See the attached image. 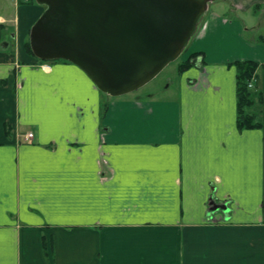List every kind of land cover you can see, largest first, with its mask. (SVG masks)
<instances>
[{
    "label": "crops",
    "instance_id": "obj_1",
    "mask_svg": "<svg viewBox=\"0 0 264 264\" xmlns=\"http://www.w3.org/2000/svg\"><path fill=\"white\" fill-rule=\"evenodd\" d=\"M45 8L0 0V264H264V0H208L201 64L146 99L28 53ZM236 61L263 64L261 128H237Z\"/></svg>",
    "mask_w": 264,
    "mask_h": 264
},
{
    "label": "water",
    "instance_id": "obj_2",
    "mask_svg": "<svg viewBox=\"0 0 264 264\" xmlns=\"http://www.w3.org/2000/svg\"><path fill=\"white\" fill-rule=\"evenodd\" d=\"M45 10L29 45L40 61L78 66L111 97L145 86L177 60L208 0H35ZM209 213L228 212L209 200Z\"/></svg>",
    "mask_w": 264,
    "mask_h": 264
},
{
    "label": "trees",
    "instance_id": "obj_3",
    "mask_svg": "<svg viewBox=\"0 0 264 264\" xmlns=\"http://www.w3.org/2000/svg\"><path fill=\"white\" fill-rule=\"evenodd\" d=\"M32 2V0H31ZM21 3V2H20ZM263 42V41H262ZM26 50L32 54L30 49L29 40L26 42ZM198 54H192L185 61H181L178 64V72H183L190 67L196 65ZM234 65L237 70L236 74V110L237 119L236 125L239 130L256 129L261 128L262 123L258 117L259 110L254 112V108L257 106L260 108L262 104L261 91L250 89L248 87L249 82L257 77V70L262 67L263 64H259L254 61H236ZM257 84L255 85V87Z\"/></svg>",
    "mask_w": 264,
    "mask_h": 264
},
{
    "label": "rangeland",
    "instance_id": "obj_4",
    "mask_svg": "<svg viewBox=\"0 0 264 264\" xmlns=\"http://www.w3.org/2000/svg\"><path fill=\"white\" fill-rule=\"evenodd\" d=\"M211 8H213V4L211 5ZM262 11L263 10L258 11L257 12L258 15L253 16L251 20L256 25L257 28L256 31L254 33H248V32L245 33L244 34L245 37L255 38V39H259L261 37L263 38L261 39V41L264 42V12ZM248 17H246V19H249ZM186 53L187 51H183V53L177 60L169 63L154 79H152L142 88L129 93L128 96L125 97L132 98L138 96L141 97L140 99H146L148 97L151 98H162L165 96L172 97L175 93V86L177 85V83L179 82L182 76L181 74H179L177 70L178 64L186 59L185 56ZM43 63H47V62H43ZM196 64L200 65L201 61L197 59ZM257 81H258V77H256L255 79L253 78L249 82L248 87L250 89H255L256 88L255 85L257 84Z\"/></svg>",
    "mask_w": 264,
    "mask_h": 264
},
{
    "label": "built area",
    "instance_id": "obj_5",
    "mask_svg": "<svg viewBox=\"0 0 264 264\" xmlns=\"http://www.w3.org/2000/svg\"><path fill=\"white\" fill-rule=\"evenodd\" d=\"M42 67L45 69L48 68V66L46 65H43ZM32 139H33V134L31 132H28L24 135V140L27 141L28 143H31Z\"/></svg>",
    "mask_w": 264,
    "mask_h": 264
},
{
    "label": "bare ground",
    "instance_id": "obj_6",
    "mask_svg": "<svg viewBox=\"0 0 264 264\" xmlns=\"http://www.w3.org/2000/svg\"><path fill=\"white\" fill-rule=\"evenodd\" d=\"M43 62V61H42Z\"/></svg>",
    "mask_w": 264,
    "mask_h": 264
}]
</instances>
